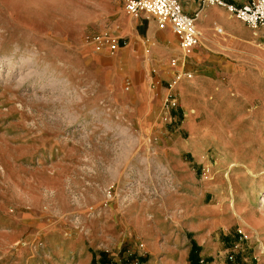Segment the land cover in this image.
I'll return each mask as SVG.
<instances>
[{
    "label": "rangeland",
    "instance_id": "1",
    "mask_svg": "<svg viewBox=\"0 0 264 264\" xmlns=\"http://www.w3.org/2000/svg\"><path fill=\"white\" fill-rule=\"evenodd\" d=\"M126 13L123 0H0V264H190L192 245L198 264H263L264 192L256 231L209 227L191 191L205 167L175 148L186 112L147 120L142 82L109 74L88 43ZM195 130L201 157L210 135L197 149ZM158 203L163 236L148 242L132 225L152 235Z\"/></svg>",
    "mask_w": 264,
    "mask_h": 264
},
{
    "label": "crops",
    "instance_id": "2",
    "mask_svg": "<svg viewBox=\"0 0 264 264\" xmlns=\"http://www.w3.org/2000/svg\"><path fill=\"white\" fill-rule=\"evenodd\" d=\"M180 2L185 12L196 13L195 24L200 32L199 42L184 61L179 39L170 24L161 25L145 12H127L106 30L119 37L118 48L113 52L106 48L95 50L88 43L95 51L110 54L104 55L110 61L109 74L123 80L136 77L142 82L144 96L141 93L139 104L143 105L146 113L142 116L147 120L149 115L154 119L164 112L167 84L173 82L178 107L170 110L169 116L182 117L186 112L183 128L188 133L187 139H176L175 148L177 152H191L196 160L193 162L205 167V175L192 185L191 191L193 198L200 199L198 208H207L211 214L206 218L210 220L209 227L223 233L238 226L264 229V221L254 228L250 216L264 192V28L249 26L217 4H202L201 0ZM174 56L179 58L176 64L171 62ZM180 68L190 70L192 77L177 79L175 73ZM153 79H158L159 85H152ZM192 126L196 129L194 141L210 135L204 156L197 157L188 147ZM154 129L150 127L148 132ZM170 165L178 169L181 163L176 160ZM158 204L151 211L152 235H145L132 225L148 242L159 241L163 236L159 220H165L167 215ZM261 234L264 236V231ZM202 240L214 243L207 233ZM187 248L182 249L186 257Z\"/></svg>",
    "mask_w": 264,
    "mask_h": 264
},
{
    "label": "built area",
    "instance_id": "3",
    "mask_svg": "<svg viewBox=\"0 0 264 264\" xmlns=\"http://www.w3.org/2000/svg\"><path fill=\"white\" fill-rule=\"evenodd\" d=\"M202 4H217L224 7L230 14L243 20L251 27L264 28V0H246L232 2L227 0H201ZM125 10L133 15L142 12L153 16L159 24L169 23L172 31L179 39L183 61L187 53L199 42L200 32L195 24V14L184 11L180 0H123ZM95 50L108 49L113 52L118 48L119 37L111 32L104 31L93 34L88 40ZM178 57L171 58L176 64ZM176 78H191L192 72L186 69H177ZM152 85H159L158 79H153ZM168 94L163 103L164 114L169 116V111L178 107L176 95L173 93V82L167 84ZM170 117V116H169Z\"/></svg>",
    "mask_w": 264,
    "mask_h": 264
},
{
    "label": "trees",
    "instance_id": "4",
    "mask_svg": "<svg viewBox=\"0 0 264 264\" xmlns=\"http://www.w3.org/2000/svg\"><path fill=\"white\" fill-rule=\"evenodd\" d=\"M191 248L192 249H191L190 254H189L190 264H198L197 263V251H198V247L192 245Z\"/></svg>",
    "mask_w": 264,
    "mask_h": 264
},
{
    "label": "bare ground",
    "instance_id": "5",
    "mask_svg": "<svg viewBox=\"0 0 264 264\" xmlns=\"http://www.w3.org/2000/svg\"><path fill=\"white\" fill-rule=\"evenodd\" d=\"M209 136V135H208ZM197 142H199V140L198 139H196L195 141H193V145L197 148V149H199L200 147H199V145L197 144ZM256 214H258V211H255V212H253V217L252 218H256L255 216H256ZM257 220V219H256ZM259 220H261V219H259Z\"/></svg>",
    "mask_w": 264,
    "mask_h": 264
}]
</instances>
